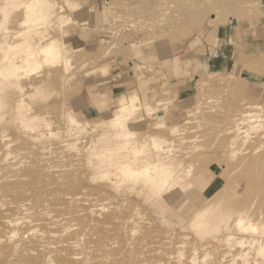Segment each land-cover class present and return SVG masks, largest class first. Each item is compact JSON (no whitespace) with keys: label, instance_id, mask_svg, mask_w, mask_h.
Returning <instances> with one entry per match:
<instances>
[{"label":"rangeland","instance_id":"1","mask_svg":"<svg viewBox=\"0 0 264 264\" xmlns=\"http://www.w3.org/2000/svg\"><path fill=\"white\" fill-rule=\"evenodd\" d=\"M25 1L0 0V6L6 7L0 9V21L5 19V14L13 17L6 25L13 34L21 30L19 25L25 18L23 8L26 7L21 9L22 13L15 6ZM51 1L64 6L63 14L71 20L62 27L47 29L52 38L67 46L70 70L62 65L41 77H26L18 87H12L3 95L9 98H6L7 108L3 107L5 110L0 112L4 116L0 137L5 135L0 140L6 139L2 140L3 144L0 141V148L9 144L12 153L23 152V161L63 166L70 171L68 175L77 180L79 189L92 192L107 188L112 192L108 185H115L116 176L101 179L93 167L98 161L96 154L101 150L99 138L107 130L104 123L122 113L127 97H134L141 104L131 126L137 140L145 135L161 134L171 139L173 145L199 146L196 153H204L203 156L198 158L194 153L192 158L195 159L187 160L198 161L203 169L180 195L186 201L178 211L162 198L150 206L151 192L138 183L142 172L127 169L122 164L121 176H125L120 194L122 206H139L152 220V231L158 240L165 237L163 233L167 231L174 234L175 240L180 234L195 239L192 222L184 214L189 210L187 216L191 215L217 197L226 185L218 175L219 163L229 162L220 151L226 141L224 130L241 104L261 106L264 111V0H210L211 7L209 0ZM203 19H207L206 22ZM212 19L216 20L211 26ZM12 40L9 43L17 41ZM22 94L28 113L38 115L50 127L43 126L40 132L31 133L15 123L13 116ZM67 112L78 119L82 124L80 128H69ZM244 124L240 125L247 126ZM157 125L163 126L155 128ZM174 125L181 134L176 138L168 135V129ZM39 134L44 136L36 141ZM49 134L57 136V140ZM261 137L257 145L264 142V136ZM74 141L79 150L65 148ZM248 145L251 146L250 143L245 146ZM262 145L264 150V143ZM200 146L205 148L201 147L204 152ZM43 147L45 151L50 149L44 151L45 159L41 162ZM93 150L96 154L90 153ZM89 154L93 156L91 160ZM209 161L211 164L207 166ZM134 185L136 191H131ZM190 204L194 206L190 208Z\"/></svg>","mask_w":264,"mask_h":264},{"label":"bare ground","instance_id":"2","mask_svg":"<svg viewBox=\"0 0 264 264\" xmlns=\"http://www.w3.org/2000/svg\"><path fill=\"white\" fill-rule=\"evenodd\" d=\"M211 2H207L210 7ZM5 8L0 6V9ZM15 8L24 9V13L21 11L25 20L21 21L19 32L13 34L10 28H6L13 17L5 14V19L0 21V112L7 108L8 96L3 95L12 87H18L24 78L41 77L62 65L70 70L67 46L52 38L48 31L70 23V18L63 14L64 6L59 7L51 0H27ZM1 12L4 14L5 10ZM203 20L206 22L207 19ZM215 20L209 24L212 26ZM43 28L48 29L47 34ZM11 38L17 41L9 43ZM127 99V103L122 104V113L104 123L107 130L99 134L102 144L98 156L94 150L90 151L98 159L93 167L101 179H108L112 174L116 176L115 185H108L112 192L107 188L92 192L77 188V180L68 175L70 171L43 162L45 152L50 148L45 151L43 147L40 157L43 163L23 161V152L12 153L9 144L0 148V264H264V142L257 145L264 136L262 107L241 104L224 130L226 141L220 151L229 162H221L217 168L219 178L226 185L219 190L217 197L196 207L191 215L187 216L189 210L184 214L192 222L196 238L180 234L175 240L174 234L167 231L163 233L165 237L158 240L152 231V220L141 212L139 206H122L120 194L125 177L121 176L122 164L127 169L136 168L142 172L143 177L138 183L151 192L150 206L162 198L179 211L186 201V198H180L183 190L203 169L198 161L195 160L198 164L191 161L195 159L192 158L194 153L199 155L196 153L199 146L173 145L171 139L161 134L145 135L137 140V133L131 126L141 104L134 97ZM15 110L13 120L26 131L34 133L40 132L43 126L50 127L38 115L28 113L23 94L18 97ZM67 115L69 128L81 127L78 119L68 112ZM3 119L0 114V123ZM243 122L247 126L240 125ZM168 135L174 138L181 135L178 126L170 127ZM43 136L39 134L35 140L39 141ZM237 139L240 145L236 143ZM2 140L1 144L6 139ZM249 143L253 144L245 146ZM76 145L74 141L65 148L79 150ZM92 154H89L90 160ZM206 163L207 166L211 164L210 161ZM195 168L198 169L196 173ZM130 190L136 191V186Z\"/></svg>","mask_w":264,"mask_h":264},{"label":"snow or ice","instance_id":"3","mask_svg":"<svg viewBox=\"0 0 264 264\" xmlns=\"http://www.w3.org/2000/svg\"><path fill=\"white\" fill-rule=\"evenodd\" d=\"M21 7H24V5H21ZM27 7H29V8H30V7H31V5H27Z\"/></svg>","mask_w":264,"mask_h":264},{"label":"crops","instance_id":"4","mask_svg":"<svg viewBox=\"0 0 264 264\" xmlns=\"http://www.w3.org/2000/svg\"><path fill=\"white\" fill-rule=\"evenodd\" d=\"M263 42H264V40H263Z\"/></svg>","mask_w":264,"mask_h":264}]
</instances>
